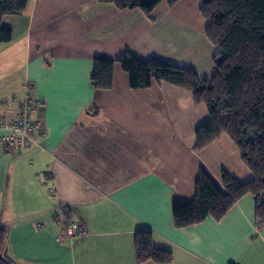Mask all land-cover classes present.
Returning <instances> with one entry per match:
<instances>
[{
  "label": "crops",
  "instance_id": "1",
  "mask_svg": "<svg viewBox=\"0 0 264 264\" xmlns=\"http://www.w3.org/2000/svg\"><path fill=\"white\" fill-rule=\"evenodd\" d=\"M151 16L99 0H29L3 17L13 37L0 43V116L14 117L31 94L41 122L38 143L14 148L0 126L2 253L16 264H137L139 229L173 254L169 263L142 264H264L253 194L219 221L174 224L173 200L194 198L202 168L218 184L224 170L242 182L253 177L227 134L194 148L206 104L169 82L131 88L118 62L111 88L91 82L95 57L126 51L214 75L218 48L199 0L162 1ZM69 221L86 233L60 240Z\"/></svg>",
  "mask_w": 264,
  "mask_h": 264
},
{
  "label": "trees",
  "instance_id": "2",
  "mask_svg": "<svg viewBox=\"0 0 264 264\" xmlns=\"http://www.w3.org/2000/svg\"><path fill=\"white\" fill-rule=\"evenodd\" d=\"M29 0H0V43L12 40L11 29L2 19L21 13ZM114 3L119 9H141L149 17L162 2L178 0H99ZM201 14L209 21L206 35L218 48L215 73L205 79L191 68L167 62L157 56L141 59L126 51L115 59L97 56L91 82L95 88L113 86L114 66L120 63L129 75L131 88H148L154 81L169 82L191 91L196 104L205 103L209 118L195 131L194 148L201 150L222 134H227L241 152V160L253 177L240 181L227 171L218 184L202 168L195 182L192 200H173L174 224L188 227L211 217L221 220L243 196L257 198V223L264 225V0H199ZM8 228L0 224V264H16L2 249ZM137 264L147 261L169 263L171 250L158 247L149 229H139L134 239Z\"/></svg>",
  "mask_w": 264,
  "mask_h": 264
},
{
  "label": "built area",
  "instance_id": "3",
  "mask_svg": "<svg viewBox=\"0 0 264 264\" xmlns=\"http://www.w3.org/2000/svg\"><path fill=\"white\" fill-rule=\"evenodd\" d=\"M37 100L31 94L18 104L17 111L12 117L8 113L0 116V126L4 129V135L1 138L4 145L14 148L18 144L30 145L38 143L34 132L41 130V122L33 117ZM86 233L85 224L77 221H69L63 228L60 240L76 239L78 236Z\"/></svg>",
  "mask_w": 264,
  "mask_h": 264
},
{
  "label": "rangeland",
  "instance_id": "4",
  "mask_svg": "<svg viewBox=\"0 0 264 264\" xmlns=\"http://www.w3.org/2000/svg\"><path fill=\"white\" fill-rule=\"evenodd\" d=\"M151 57H153V56H150L149 58H151ZM149 58H148V59H149ZM228 173H229V172H228ZM229 174H230V173H229ZM241 174H242V173H241ZM221 176H222V175H221ZM232 176H233V175H232ZM241 178H242V179H245V176L241 175ZM248 180H249V179H248Z\"/></svg>",
  "mask_w": 264,
  "mask_h": 264
}]
</instances>
